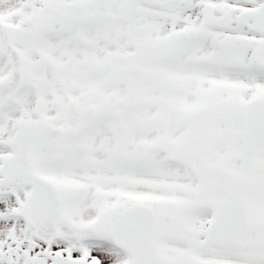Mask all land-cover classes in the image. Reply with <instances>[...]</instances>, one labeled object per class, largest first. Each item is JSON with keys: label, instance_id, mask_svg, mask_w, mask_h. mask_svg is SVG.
Returning <instances> with one entry per match:
<instances>
[{"label": "snow or ice", "instance_id": "snow-or-ice-1", "mask_svg": "<svg viewBox=\"0 0 264 264\" xmlns=\"http://www.w3.org/2000/svg\"><path fill=\"white\" fill-rule=\"evenodd\" d=\"M0 264H264V0H0Z\"/></svg>", "mask_w": 264, "mask_h": 264}]
</instances>
